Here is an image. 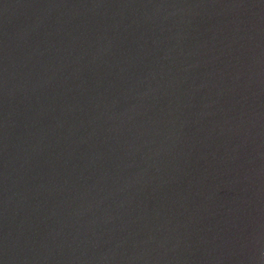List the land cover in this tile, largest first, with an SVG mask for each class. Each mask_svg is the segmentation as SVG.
<instances>
[{
    "label": "water",
    "instance_id": "95a60500",
    "mask_svg": "<svg viewBox=\"0 0 264 264\" xmlns=\"http://www.w3.org/2000/svg\"><path fill=\"white\" fill-rule=\"evenodd\" d=\"M0 264H264V0H0Z\"/></svg>",
    "mask_w": 264,
    "mask_h": 264
}]
</instances>
